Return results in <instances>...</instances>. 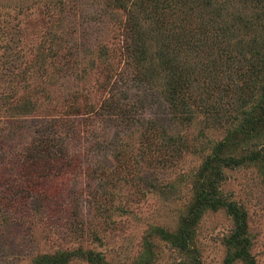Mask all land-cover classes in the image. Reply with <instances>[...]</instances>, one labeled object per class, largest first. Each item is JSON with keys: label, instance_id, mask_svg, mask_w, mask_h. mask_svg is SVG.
Returning a JSON list of instances; mask_svg holds the SVG:
<instances>
[{"label": "rangeland", "instance_id": "374dc122", "mask_svg": "<svg viewBox=\"0 0 264 264\" xmlns=\"http://www.w3.org/2000/svg\"><path fill=\"white\" fill-rule=\"evenodd\" d=\"M230 4L235 13L245 12ZM127 20L113 0H0V264H33L37 255L79 248L129 263L141 254L148 231H175L191 204L189 177L210 153V141L223 134L196 104L189 106L190 122L175 116L165 100L164 75L154 91L132 80L133 72L118 81L126 67ZM259 30L264 36V27ZM56 34L61 61L48 60L44 77L23 79L20 74L54 47ZM6 96L11 105L19 100L16 106L31 98L37 110L7 113ZM151 124L163 130L156 146L144 138L145 132L153 136V125L146 129ZM162 134L188 149L172 158L171 148H159ZM43 144L52 156L58 150L63 156L60 166L51 163L52 171L31 159ZM26 171L33 174L28 199ZM228 181V196L248 212L252 253L264 264V173L243 168L230 172ZM233 228L223 211L204 215L195 240L200 264L224 263ZM154 243V264H183L168 243Z\"/></svg>", "mask_w": 264, "mask_h": 264}, {"label": "trees", "instance_id": "16d2710c", "mask_svg": "<svg viewBox=\"0 0 264 264\" xmlns=\"http://www.w3.org/2000/svg\"><path fill=\"white\" fill-rule=\"evenodd\" d=\"M113 1L128 15L126 67L118 71V81L125 83L133 72L132 80L148 83L154 91L158 77L164 75L165 100L173 114H182L190 122L193 116L189 106L196 104L208 114L211 127L223 134L220 140L210 141V153L189 177L192 201L181 215L177 229H151L144 237L141 254L132 262L118 264H154L156 238L178 251L183 264H200L196 228L208 212L222 211L234 226L225 239L227 254L223 264H257L252 253L248 212L228 196L225 187L230 172L254 167L264 173V36L259 30V26L264 27V0ZM231 2L241 4L245 12L235 13ZM51 43H55L54 47L38 56L41 61L37 60L38 64L28 68L23 76L20 74L23 79L33 75L44 77L48 60L61 61L57 59L62 38L56 34V41ZM9 98H4L7 113L17 111L23 116L37 110L31 98L18 106L19 100L11 105ZM152 125L146 129L149 131ZM159 132L163 130L153 125L150 133L154 138L144 133L147 145L153 141L156 146L155 141L161 139ZM0 133L4 134L5 129ZM162 137L159 148H171L172 158L188 149L178 138L165 139V134ZM44 144L37 147L31 159L39 158L42 168L49 166L52 171L51 163L60 166L58 157L63 156L58 149L52 156V150L43 149ZM46 152L48 158H42ZM50 158L53 162H47ZM37 173L43 178L40 171ZM32 175L30 171L23 172L29 189L27 199L33 189ZM75 260L115 264L99 252L82 248L37 255L33 264H71Z\"/></svg>", "mask_w": 264, "mask_h": 264}]
</instances>
